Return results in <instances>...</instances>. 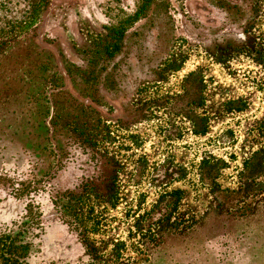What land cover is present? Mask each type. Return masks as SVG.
I'll list each match as a JSON object with an SVG mask.
<instances>
[{
	"label": "rangeland",
	"instance_id": "rangeland-1",
	"mask_svg": "<svg viewBox=\"0 0 264 264\" xmlns=\"http://www.w3.org/2000/svg\"><path fill=\"white\" fill-rule=\"evenodd\" d=\"M7 234L0 264H264V0H0Z\"/></svg>",
	"mask_w": 264,
	"mask_h": 264
},
{
	"label": "trees",
	"instance_id": "trees-1",
	"mask_svg": "<svg viewBox=\"0 0 264 264\" xmlns=\"http://www.w3.org/2000/svg\"><path fill=\"white\" fill-rule=\"evenodd\" d=\"M143 8H144V6H143ZM138 15H140V13L137 12L136 18H138ZM136 18H134V19H136ZM107 29H110V28L107 27ZM114 29H116L118 31H121V33H123L125 31V27H123L122 25H120V27H113V28H111V32ZM111 32H109V34ZM113 32L119 34V36L122 35L121 33L117 32V31H113ZM117 49H119V47H116V49H114V51H110V48H106V54L108 55L109 58H111V57L115 56ZM10 237H11L10 234H7L6 236H0V240L3 239V238L9 239ZM11 238H12L11 240L13 242L14 241L18 242V240L16 238L15 239H14V237H11ZM7 261H8L7 264H27L26 263V256L25 255H18L17 253L15 254V253H10L9 252L8 253Z\"/></svg>",
	"mask_w": 264,
	"mask_h": 264
}]
</instances>
